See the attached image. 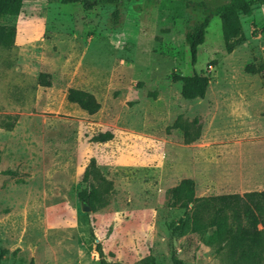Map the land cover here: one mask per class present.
<instances>
[{
	"label": "rangeland",
	"instance_id": "374dc122",
	"mask_svg": "<svg viewBox=\"0 0 264 264\" xmlns=\"http://www.w3.org/2000/svg\"><path fill=\"white\" fill-rule=\"evenodd\" d=\"M227 2L120 0L114 23L101 0L27 1L0 18L16 29L12 47L0 46V171L28 175L23 184L0 175L2 264H172V254L230 264L203 243L211 230L172 233L183 211L169 205L183 179L201 198L264 190V3L240 17L244 41L231 53L217 16L194 66L185 40ZM193 70L209 83L204 98L187 100L174 78ZM41 73L51 87L38 85ZM69 88L91 94L98 112L69 103Z\"/></svg>",
	"mask_w": 264,
	"mask_h": 264
},
{
	"label": "trees",
	"instance_id": "16d2710c",
	"mask_svg": "<svg viewBox=\"0 0 264 264\" xmlns=\"http://www.w3.org/2000/svg\"><path fill=\"white\" fill-rule=\"evenodd\" d=\"M27 1H59L63 5L78 3L80 0H0V18L16 17L20 14L22 6ZM113 5V22L119 18L120 0H101ZM188 1V0H181ZM256 3H264V0H228L224 5L214 10H209L203 20L186 33L185 40L190 53V63L194 66L197 62L198 47L205 41L206 29L210 17L217 16L221 21L223 41L227 53H231L243 41V30L240 21L241 16H249ZM199 5V4H197ZM201 5V4H200ZM88 9L91 8L86 3ZM16 35L14 26L0 25V46L11 48ZM263 70L260 66L254 69L252 66L246 68L247 73L257 74ZM49 75L41 73L38 85L51 87ZM182 83L181 95L184 99H202L205 96L209 78L200 75L195 70L190 76L174 78ZM66 99L69 103L78 106L88 115H94L100 109V104L86 91L69 88ZM2 128L11 131L17 121V117H8ZM111 134H101L98 139L109 140ZM2 152L0 150V164ZM7 176L15 184H23L27 173L15 168L0 171V175ZM89 172H85L87 178ZM79 200L93 208L94 198L85 189L79 194ZM170 207L182 210V216L172 226V233L180 236L196 234L199 232L211 233L203 238L206 246L215 247L217 252L225 251L230 264H262L264 257V190L260 192H248L242 195L225 194L209 197H196L195 184L192 179H183L170 190ZM261 226V229L259 228ZM9 253L6 248L0 247V264ZM20 253L19 249L10 254L16 258ZM172 264H184L174 254L171 256ZM28 264H35L32 258ZM100 264H106L101 260Z\"/></svg>",
	"mask_w": 264,
	"mask_h": 264
},
{
	"label": "crops",
	"instance_id": "0c3cea01",
	"mask_svg": "<svg viewBox=\"0 0 264 264\" xmlns=\"http://www.w3.org/2000/svg\"><path fill=\"white\" fill-rule=\"evenodd\" d=\"M28 230H27V233L29 234V236H32L33 237V235H35V233H37V231H38V228H37V226H35V224H31V223H29L28 224ZM5 247H7V246H5ZM16 248L17 247H19V248H22L23 249V247H21V246H15ZM14 247V248H15ZM7 248H9V246L7 247ZM35 261H37L36 260V258H35ZM36 263H38V262H36Z\"/></svg>",
	"mask_w": 264,
	"mask_h": 264
},
{
	"label": "water",
	"instance_id": "95a60500",
	"mask_svg": "<svg viewBox=\"0 0 264 264\" xmlns=\"http://www.w3.org/2000/svg\"><path fill=\"white\" fill-rule=\"evenodd\" d=\"M87 210H89V206L87 205L83 206V211H87Z\"/></svg>",
	"mask_w": 264,
	"mask_h": 264
}]
</instances>
